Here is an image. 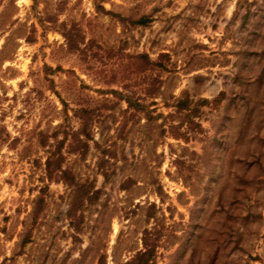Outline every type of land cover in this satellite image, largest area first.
I'll use <instances>...</instances> for the list:
<instances>
[{
	"label": "rangeland",
	"instance_id": "1",
	"mask_svg": "<svg viewBox=\"0 0 264 264\" xmlns=\"http://www.w3.org/2000/svg\"><path fill=\"white\" fill-rule=\"evenodd\" d=\"M145 251L264 264V0H0V264Z\"/></svg>",
	"mask_w": 264,
	"mask_h": 264
},
{
	"label": "trees",
	"instance_id": "2",
	"mask_svg": "<svg viewBox=\"0 0 264 264\" xmlns=\"http://www.w3.org/2000/svg\"><path fill=\"white\" fill-rule=\"evenodd\" d=\"M85 126H86V124H85ZM77 142H78V140H77ZM53 156H55V155H53ZM59 161L60 160L48 159L47 173L49 174V176H52L54 174L57 178L67 177L68 172L66 170L61 169V162H59ZM72 186L76 188V192L78 193L79 199L82 198V196L84 197L85 194H87V192L85 193L84 186H77V185H72ZM79 202H81V201H79ZM150 253L151 252H148V251L142 252V253L138 254V257L134 261L138 260L137 264H148V261L151 258Z\"/></svg>",
	"mask_w": 264,
	"mask_h": 264
}]
</instances>
